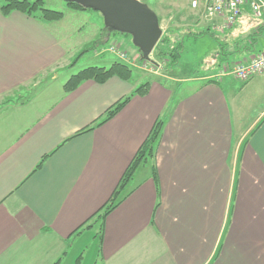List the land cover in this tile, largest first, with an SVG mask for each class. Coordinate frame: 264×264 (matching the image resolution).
<instances>
[{
	"label": "crops",
	"instance_id": "obj_1",
	"mask_svg": "<svg viewBox=\"0 0 264 264\" xmlns=\"http://www.w3.org/2000/svg\"><path fill=\"white\" fill-rule=\"evenodd\" d=\"M169 2L158 3L159 19ZM209 2L169 7L186 13L191 27L218 32L223 18L207 13ZM63 18L0 12V264H264V71L240 81L219 72L222 62L218 71L183 79L155 74L145 95L79 133L128 95L142 71L64 91L76 73L79 59L71 68L72 60L104 24L97 15L92 33L73 42L82 27L58 34L49 27ZM239 18L219 32L231 52L229 67L264 50V15ZM109 39L95 54L113 44ZM157 118L163 123L152 155L105 217L101 242L99 225L86 237L97 223L89 217Z\"/></svg>",
	"mask_w": 264,
	"mask_h": 264
},
{
	"label": "trees",
	"instance_id": "obj_2",
	"mask_svg": "<svg viewBox=\"0 0 264 264\" xmlns=\"http://www.w3.org/2000/svg\"><path fill=\"white\" fill-rule=\"evenodd\" d=\"M0 1H1L0 12L4 16L10 14L11 12H20L29 17L39 18L44 21H58L62 19L64 16V13L62 11L45 8L44 0H0ZM66 5L68 8L73 9V10H80V11L89 10L88 8H85L76 2H66ZM241 15H242V12L238 16V18ZM254 16L256 18H259L256 15ZM238 18L235 21V23L231 25L230 27H228L227 29L232 28L239 21L240 18L239 19ZM227 29L218 31L217 33L219 35H216V32H214L215 30L212 31L209 28L202 29L196 32L191 31L187 33V35H193L194 38H196L197 36L204 35L205 33H210L212 36H214L216 40L218 48L215 52H213L210 55L211 58L209 57L208 60L205 62L207 65L204 67L203 70L208 69L210 71H218L220 69L219 72H224L230 69L229 66H225L224 64L226 61L228 62V57L231 52L227 51L228 44L223 42L222 35H220L219 33V32L223 33L227 31ZM116 35L129 36L127 33H120L118 31H115L103 25L99 32L98 37L92 43H90L87 47L83 48L80 52L77 53L78 55L74 57V59L72 60V64L84 52L90 49L99 48L101 45L106 44L110 40L109 38L114 37ZM182 47H183V40H180V41L176 40L172 42L168 33L163 32L158 43L154 47L152 53L156 60H162L164 57H169V62L167 63V66H166V70H168L172 68V66L177 62L180 56ZM139 56H140L139 59L144 62V60L141 58V55ZM222 62H224L222 65L224 67L221 66V68H219ZM112 76H117L124 80H128L132 76V69L126 63H123L118 60L113 61L108 67L97 66V65L87 66L85 68L78 70L76 73L70 75L69 78L64 82L63 89L64 91H71L75 89L80 82H82L83 80H87V79L94 80L98 83H103ZM148 89H149L148 82L137 85L128 95H125L121 97L120 99H118L115 103H113L110 107H108L98 119H96L93 123H91V125H88L86 128L79 131V133L90 130L94 126H97V125H100L106 122L111 117H113L118 111H120L129 102L132 96L145 95ZM162 123L163 121L160 118H157L155 120L147 136L142 141V143L139 145L138 149L136 150L129 164L123 171L117 185L113 189L107 201H105V203L101 205V207H99V209L89 217V219L95 218L93 223L99 222V229H98L99 242H101L102 240L105 217L118 204L119 202L118 197H119L120 192L124 189L126 184L130 181V179L132 178L138 166L142 162H144L147 157H150L152 155L154 146L161 132ZM46 156L40 159L36 168H39L41 166ZM152 175H153V178L155 179L156 173H155L154 168H152ZM89 219H87V221ZM93 223L85 226L83 229L91 228L93 226ZM84 224L85 223H83L79 228H82ZM57 263L58 261H56L54 264H57ZM75 264H78V259L75 260Z\"/></svg>",
	"mask_w": 264,
	"mask_h": 264
},
{
	"label": "rangeland",
	"instance_id": "obj_3",
	"mask_svg": "<svg viewBox=\"0 0 264 264\" xmlns=\"http://www.w3.org/2000/svg\"><path fill=\"white\" fill-rule=\"evenodd\" d=\"M140 1L147 4L149 8H151L156 13V15L158 11L157 5L161 1H165L166 3L172 1L169 2L171 3L169 6L172 7L190 8V4L188 3L187 5L186 0H168V1L140 0ZM0 5H1V1H0ZM169 6L168 5L163 6V8L166 10L165 11L166 13H160V12L158 13L160 16H162L161 19L158 18L162 30V34L163 32H167L172 42L176 40L177 41L183 40V47L180 52V56L177 62L172 66V68L166 70L167 63L169 62V57H164L162 60H156L153 56V53H151L150 57L156 62V64H152L145 60L144 62L141 61L139 59L140 58L139 51L133 45L131 36L116 35L114 37H111L112 39L111 41L113 42L112 45L115 46L116 53H113L110 50H102L100 54H95L94 50H98V49H90L77 58V60L78 59L79 60L77 65L73 67L74 69L72 68V66H74L77 60H75L73 65L70 66L72 68L71 69L72 72H77L78 70L85 68L86 66L89 65L108 66L109 64H111L110 62H112L114 59L126 63L131 69L134 70L138 69L142 71L141 76L139 74H134V76L132 77V81L136 82V84L138 85L145 83L147 81H153L156 77L155 74L161 72L162 73L167 72V75H170L169 77L173 78L174 80L187 78L189 76H194L204 72L203 69L207 65L205 62L208 60L210 55L213 52H215L218 48L214 36H212L210 33H205L204 35L197 36L196 38H194L193 35H187L189 31L196 32L202 29L191 27L190 25L191 20L189 18H186L187 17L186 13L181 14L177 12L176 14V12L171 11ZM44 7L52 10H58L64 12V18L61 21L62 24H50L49 26L51 29L57 27V29H55L56 34L59 33L60 29L72 28L73 30H75L76 27H82L81 35H75L71 39L73 42L79 39H81V41L83 42L84 39H86L92 33V29H93L92 19L97 17V15L98 17H101V14L99 12L94 11L92 9L85 10L92 13V17H91L92 19L85 18L80 14L77 15L76 12H73L72 10H70V8L67 7L65 0H44ZM242 14L243 15L247 14L251 18L254 17L255 19L259 20L254 16V13L252 12L250 6L249 8L246 9L243 6ZM262 14L264 15V13H261V15ZM2 23L6 27L8 26L10 21L8 20L1 21V24ZM214 32H216V35H219L217 31ZM114 40L118 41L119 43H116V41ZM106 48H108V46ZM61 71H60V75L62 73ZM164 81H167V83H170V85L171 84L177 86L179 85L178 81L177 82H172L171 80H164ZM97 225H99V222L96 223L95 227L90 232L89 231L86 232V237L87 236L92 237L94 230L97 229ZM93 253L95 252L93 251ZM88 257L89 254L87 253V258Z\"/></svg>",
	"mask_w": 264,
	"mask_h": 264
},
{
	"label": "water",
	"instance_id": "obj_4",
	"mask_svg": "<svg viewBox=\"0 0 264 264\" xmlns=\"http://www.w3.org/2000/svg\"><path fill=\"white\" fill-rule=\"evenodd\" d=\"M101 14L103 24L120 33L131 36L141 58L152 64L150 57L158 43L162 30L156 13L140 0H65Z\"/></svg>",
	"mask_w": 264,
	"mask_h": 264
},
{
	"label": "built area",
	"instance_id": "obj_5",
	"mask_svg": "<svg viewBox=\"0 0 264 264\" xmlns=\"http://www.w3.org/2000/svg\"><path fill=\"white\" fill-rule=\"evenodd\" d=\"M245 2L246 0H210L205 8L209 15H217L223 18V24L220 27L222 31L235 23ZM196 5L197 0H191V6L195 7ZM251 9L256 16H260L261 13H264V0L252 1ZM108 50L116 53L114 46ZM263 71L264 50L248 60L235 64L228 72L240 81H247Z\"/></svg>",
	"mask_w": 264,
	"mask_h": 264
}]
</instances>
